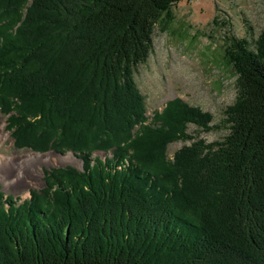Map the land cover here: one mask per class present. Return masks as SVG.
<instances>
[{"label": "trees", "instance_id": "obj_1", "mask_svg": "<svg viewBox=\"0 0 264 264\" xmlns=\"http://www.w3.org/2000/svg\"><path fill=\"white\" fill-rule=\"evenodd\" d=\"M181 1L0 0L14 146L82 161L22 201L0 189V264H264V28L226 36L236 95L207 142L211 113L177 98L148 121L135 80Z\"/></svg>", "mask_w": 264, "mask_h": 264}, {"label": "rangeland", "instance_id": "obj_2", "mask_svg": "<svg viewBox=\"0 0 264 264\" xmlns=\"http://www.w3.org/2000/svg\"><path fill=\"white\" fill-rule=\"evenodd\" d=\"M173 22L162 30L154 26L152 51L144 64L138 66L135 80L146 101V116L151 121L169 101L183 102L211 113V131H200L207 142L221 140L227 133L223 125L224 110L235 98L233 71L223 66L222 53L226 36L256 38L264 28V0H189L172 7ZM7 133L0 145V189L5 195L22 201L30 190L45 186L44 170L73 166L81 169L82 161L71 151H34L18 149L7 129V116L0 111ZM199 131V130H198ZM192 124L188 134H195ZM190 141L168 144L167 156ZM101 151L94 156L104 157ZM10 156L12 159L5 160Z\"/></svg>", "mask_w": 264, "mask_h": 264}, {"label": "bare ground", "instance_id": "obj_3", "mask_svg": "<svg viewBox=\"0 0 264 264\" xmlns=\"http://www.w3.org/2000/svg\"><path fill=\"white\" fill-rule=\"evenodd\" d=\"M4 123H3V120H1V124H0V145H2V143L6 140V137H7V133L5 132V129H4ZM2 158H4V157L2 155H0V162L2 161ZM9 158L12 159L10 156H8V157H5V160H7Z\"/></svg>", "mask_w": 264, "mask_h": 264}]
</instances>
